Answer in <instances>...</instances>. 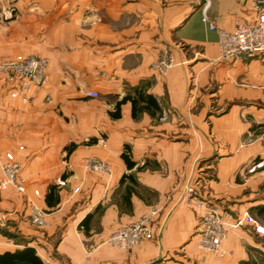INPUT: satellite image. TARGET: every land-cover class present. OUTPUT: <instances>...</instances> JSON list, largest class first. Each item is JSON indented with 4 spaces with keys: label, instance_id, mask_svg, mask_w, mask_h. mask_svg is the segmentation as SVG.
<instances>
[{
    "label": "crops",
    "instance_id": "crops-1",
    "mask_svg": "<svg viewBox=\"0 0 264 264\" xmlns=\"http://www.w3.org/2000/svg\"><path fill=\"white\" fill-rule=\"evenodd\" d=\"M255 1L212 0L209 20L229 31L252 19ZM165 53L173 64L156 68ZM16 54L46 58L48 74L25 101L0 81V160L12 153L25 181L23 195L0 189V254L30 247L43 264H261L264 236L251 225L230 229L224 257L201 251L188 199L228 214V224L264 215V170L250 171L264 157V54L219 59L217 33L193 0H0V60ZM85 158L108 173L85 170ZM27 201L43 211L41 228ZM151 209L150 239L130 250L105 244Z\"/></svg>",
    "mask_w": 264,
    "mask_h": 264
},
{
    "label": "built area",
    "instance_id": "built-area-1",
    "mask_svg": "<svg viewBox=\"0 0 264 264\" xmlns=\"http://www.w3.org/2000/svg\"><path fill=\"white\" fill-rule=\"evenodd\" d=\"M200 6L201 22L209 30L216 31L219 59H236L239 57H253L264 50V1L253 3V16L249 22L239 23L227 31L216 27L205 16L208 0H193ZM261 3V4H259ZM173 64V58L165 53L158 60L156 68L166 69ZM48 61L40 56H25L16 54L8 59L0 60V81L9 84L10 96L21 97L25 101V95L33 88L41 87L47 81ZM87 97H96L97 93L87 91ZM83 168L94 173H108L104 162L95 158H85ZM264 170V157L256 160L251 172ZM0 189L10 188L17 194L25 193V181L20 175V166L14 155L10 152L4 154L0 160ZM78 189H75L77 191ZM37 195L38 192L34 191ZM188 203H191L199 213L196 234L198 236L197 247L206 254L222 258L225 253L222 243L230 229L251 225L252 230L264 236V227L253 223L250 218L236 217L232 224L226 222L228 214L218 212L215 207L204 200L190 195ZM29 209V222L36 227H42L45 223L43 211L32 201H27ZM157 211L151 209L141 215L136 221L123 223L110 232L105 238V244L109 247L130 250L141 241L151 238V222ZM7 225V217L0 216V229Z\"/></svg>",
    "mask_w": 264,
    "mask_h": 264
},
{
    "label": "trees",
    "instance_id": "trees-1",
    "mask_svg": "<svg viewBox=\"0 0 264 264\" xmlns=\"http://www.w3.org/2000/svg\"><path fill=\"white\" fill-rule=\"evenodd\" d=\"M125 101V99L123 100ZM121 101V102H123ZM121 102H118L116 105V111L119 109V104ZM135 101H131L132 104V111L135 107ZM97 142L96 138L89 139L86 143L87 145L95 144ZM75 144H70L69 147H67L66 152L69 154L74 148ZM130 150L128 147H124V150L121 153V158L124 161L127 168L132 167V162L129 158ZM56 186L51 185L48 189V193L46 194V201L48 199L49 203V197L53 196V192L55 191ZM260 212H264V207H260ZM0 264H43L41 260L36 256L34 250L30 247H25L24 249L20 251H14V252H4L3 254H0ZM241 264H255L254 262H242Z\"/></svg>",
    "mask_w": 264,
    "mask_h": 264
},
{
    "label": "rangeland",
    "instance_id": "rangeland-1",
    "mask_svg": "<svg viewBox=\"0 0 264 264\" xmlns=\"http://www.w3.org/2000/svg\"><path fill=\"white\" fill-rule=\"evenodd\" d=\"M259 1L262 2L264 0H259ZM262 3H264V2H262ZM259 4H261V3H259ZM262 54H264V50H262L260 53H258L257 55H255L253 57H240V58H250L251 59V58H256ZM245 218H250L253 221V223H255V224H259V223L264 224V215H258V214L254 213V214H249V215L245 216ZM36 228H41V227H36ZM260 263L264 264V258H262V260H260Z\"/></svg>",
    "mask_w": 264,
    "mask_h": 264
},
{
    "label": "water",
    "instance_id": "water-1",
    "mask_svg": "<svg viewBox=\"0 0 264 264\" xmlns=\"http://www.w3.org/2000/svg\"><path fill=\"white\" fill-rule=\"evenodd\" d=\"M212 6V0H208V6L205 10V16L209 19L210 18V9Z\"/></svg>",
    "mask_w": 264,
    "mask_h": 264
}]
</instances>
